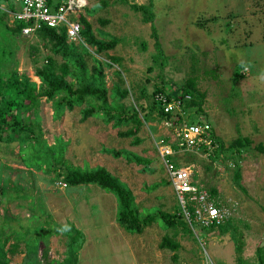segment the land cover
<instances>
[{
  "label": "rangeland",
  "instance_id": "rangeland-1",
  "mask_svg": "<svg viewBox=\"0 0 264 264\" xmlns=\"http://www.w3.org/2000/svg\"><path fill=\"white\" fill-rule=\"evenodd\" d=\"M20 1L0 0V66L4 74L25 76L39 85L35 68L45 63L50 48L36 36L11 33L8 29L14 24L7 13V17L1 13H14ZM234 1L236 13L245 14L246 8H251L250 13L260 19L254 16L244 23V33H231L225 26L209 37L181 20L186 14L193 15L196 0H106L108 5L102 8L97 0H88L90 9L84 10V17L93 33L102 40L116 38L118 45L106 54H97L83 40L70 43L89 68L95 59L103 63L108 89L118 85L116 72H121V88L129 92L121 104L127 109L143 107L148 114L138 134L140 144L134 145L132 138H120L119 131L99 117L83 122L84 106L66 111L60 120L54 119L53 104L46 99L40 100L37 109L44 139L49 145L56 139L66 143L64 157L71 167L106 168L132 190L141 217L154 212L180 215L182 210L156 146L162 138L172 142L173 136L160 128L153 109L154 92L161 89L160 93L169 97L188 95L185 83L196 78L205 100L200 108H183L179 126L208 123L224 149L211 155L206 151L187 153L173 162L192 165L195 180L215 191L212 199L228 213L226 232L191 226L181 215L176 231L155 222L141 235L129 234L116 221L117 201L112 194L95 185L60 188L64 182L55 172L28 170L19 164L18 148L0 149V189L5 192H0V219L26 230L41 227L44 220L56 230L73 226L82 237L77 264H205L204 249L217 264H264V153L255 149L264 144V0H250L248 7L246 0H222L226 5ZM140 6L146 10L134 9ZM224 10L225 6L219 5V14ZM108 56L121 62L107 67ZM244 69L246 75L234 81V73L241 74ZM239 137L254 144L240 153L229 149ZM104 149L128 150L148 163L128 164L105 154ZM237 168L243 189L235 183ZM156 184L160 186L155 188ZM10 229L6 226L2 231L0 225L5 251L15 241ZM174 232L180 250H161L163 237ZM67 241L61 233L50 236L40 248L39 264H61ZM25 249V242H21L20 252L9 256L11 264H24Z\"/></svg>",
  "mask_w": 264,
  "mask_h": 264
},
{
  "label": "trees",
  "instance_id": "trees-1",
  "mask_svg": "<svg viewBox=\"0 0 264 264\" xmlns=\"http://www.w3.org/2000/svg\"><path fill=\"white\" fill-rule=\"evenodd\" d=\"M97 1L100 8L108 5L106 0ZM134 9L146 10L143 6L134 7ZM1 13L7 17L4 11ZM80 22L82 24L81 39L88 46L95 48L97 54H106L117 47L116 38L98 39L93 33L92 25L84 16L80 17ZM102 23L107 24L105 21ZM25 26L23 23H17L8 30L21 35ZM36 37L45 42L51 52L45 63L35 68V76L41 82L39 85L31 82L25 76L4 74L0 66V149L14 150L18 148L19 164L28 170L55 172L56 177L62 178L68 187L95 185L106 193L112 194L117 201L116 221L129 234L141 235L155 222L160 223L166 230L176 231L177 220L181 215L184 216L183 213L171 216L154 212L141 217L135 196L125 183L104 167L91 170L71 167L64 157L67 149L66 143L61 139H56L54 145H49L44 139L37 111L41 99L52 102L55 120H60L66 111L71 112L76 107L84 106L81 109L83 122L89 118L99 117L104 123L111 124L113 129L118 130L120 138H132L134 145L141 143L138 134L143 129L148 114L143 107L127 109L121 104V101L129 96L128 90L121 88V84H123L121 72H116L118 85H113L111 90L108 89L103 63L95 59L94 65L89 68L84 58L77 52L75 45L68 42L64 30L58 31L44 26L36 33ZM58 58L61 59V63ZM108 60L107 67L121 62L120 58L114 56H108ZM243 77L244 75L236 72L233 80L237 81ZM197 85L196 78L186 81L185 94L191 98L183 103V110L195 106L200 108L204 102L205 94L199 92ZM160 92L162 90L158 89L154 93ZM109 96L112 98L111 102ZM153 109L157 111L160 121H168L173 125H179L182 121L179 114H164L155 101ZM123 127L127 129L120 131ZM215 139L218 150L222 151L224 144L216 136ZM253 144L251 139L239 137L228 148L240 153L243 149L252 147ZM255 149L264 153V144L257 145ZM103 152L114 159H123L128 164L144 166L148 163L142 157L128 150L104 149ZM241 178L240 169L237 168L234 175L235 183L243 189L240 184ZM159 186L156 184L154 187ZM0 192L5 194L3 189H0ZM209 192L215 194L213 190H209ZM0 222L2 223L0 224L1 230L4 231L6 226L10 227L11 233L9 234L13 235L15 239L14 243L5 251L6 243L2 242L0 238V264H11L9 256L20 252L21 242H25L26 245L24 264H39L41 261L39 260V251L42 244H46L48 238L56 233H61L68 239L66 258L61 264H77L82 237L73 226L60 227L56 230L48 223L49 221L44 220L41 227L26 230L3 218L0 219ZM229 225L227 220L218 227L205 230L209 232L218 229L223 234L228 230ZM176 237V232L173 235L166 234L160 243V249L177 253L181 247ZM43 259L46 260L47 256L44 255Z\"/></svg>",
  "mask_w": 264,
  "mask_h": 264
},
{
  "label": "built area",
  "instance_id": "built-area-1",
  "mask_svg": "<svg viewBox=\"0 0 264 264\" xmlns=\"http://www.w3.org/2000/svg\"><path fill=\"white\" fill-rule=\"evenodd\" d=\"M86 8L87 0H21L18 11L10 16L14 26L17 23L26 25L22 29L23 36H36L46 26L64 30L70 43L82 40L80 17L85 15ZM246 72L244 69L241 74L246 75ZM190 98L189 95L169 97L163 93L155 94V102L164 114L181 115L183 103ZM161 125L160 128L172 133L173 141L167 137L160 139L156 144L158 155L186 221L191 226L195 224L205 229L224 224L228 220L227 211L215 204L205 184L195 180L194 167L173 162L178 156L191 152L213 154L218 144L211 126L208 123L179 126L168 121H161ZM61 186L63 189L67 187L65 183H60ZM201 242L204 249L206 243ZM204 252L205 264H217L205 249Z\"/></svg>",
  "mask_w": 264,
  "mask_h": 264
},
{
  "label": "crops",
  "instance_id": "crops-1",
  "mask_svg": "<svg viewBox=\"0 0 264 264\" xmlns=\"http://www.w3.org/2000/svg\"><path fill=\"white\" fill-rule=\"evenodd\" d=\"M186 1L188 2L190 0ZM249 1L250 0H246L247 7ZM89 4L90 2H88L87 9H90ZM219 5L223 7L225 6V10L221 14H219ZM236 5L237 3L235 1L230 2L228 5H226L222 2V0H196L197 7L196 10H194V13L192 12L193 15L186 14V16L181 20H183L184 22H189L191 28H194V30H197V32L203 31L207 33V35H210L209 37H212L216 35L217 32L222 31L225 26L230 29L231 33H244V23H247L249 19H253L254 16H256L257 20H259L260 18L259 15L250 13L251 8H246L245 14L236 13ZM5 13H7L9 15L8 17L11 18L10 13L12 12L10 10L6 11ZM218 23H220V25Z\"/></svg>",
  "mask_w": 264,
  "mask_h": 264
}]
</instances>
